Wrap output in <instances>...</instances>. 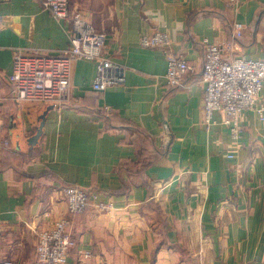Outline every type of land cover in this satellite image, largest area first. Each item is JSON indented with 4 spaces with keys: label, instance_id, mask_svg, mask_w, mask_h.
Instances as JSON below:
<instances>
[{
    "label": "crops",
    "instance_id": "obj_1",
    "mask_svg": "<svg viewBox=\"0 0 264 264\" xmlns=\"http://www.w3.org/2000/svg\"><path fill=\"white\" fill-rule=\"evenodd\" d=\"M70 10L106 33V56L126 81L96 92L99 65L76 62L70 101L48 112L34 147L28 140L49 105L0 104L11 142L0 148V260L34 264L38 234L68 218L75 246L64 264H264V122L246 112L235 143L222 114L205 122L201 82L203 40L228 43L237 22L240 54L264 60V0H70ZM0 16L7 96L16 51L59 52L71 25L40 0H0ZM157 30L193 67L187 88L168 87L165 53L141 46ZM66 186L114 208L70 215Z\"/></svg>",
    "mask_w": 264,
    "mask_h": 264
},
{
    "label": "built area",
    "instance_id": "obj_2",
    "mask_svg": "<svg viewBox=\"0 0 264 264\" xmlns=\"http://www.w3.org/2000/svg\"><path fill=\"white\" fill-rule=\"evenodd\" d=\"M42 8L57 20L69 22V44L59 52L16 51L12 71L8 75L10 90L7 96L0 95V104L10 99L53 105L60 109L70 101L73 66L81 60L99 65V76L93 90L103 92L110 87L124 84L126 69L106 56L107 35L99 32L84 13L70 10V0H40ZM3 20L0 16V30ZM244 25L235 23L231 41L217 45L203 40L204 66L201 82L204 86L203 112L205 122H213L216 113L223 115L235 143L242 137L245 113L252 111L264 122V103L261 95L264 87V60L252 59L240 54V39ZM143 48L161 49L167 58L164 76L170 88H187V75L193 70L182 53L173 50V41L167 31L157 30L144 34L140 39ZM237 54L229 59L230 54ZM11 142L6 135L5 122L0 114V148L8 149ZM234 154H228L233 159ZM63 194L70 215L83 214L89 207L97 212L114 208L104 201L99 193L89 192L79 186H66ZM70 220L59 219L51 230L38 234L37 259L34 264H64L75 246L69 231ZM86 254V258H90ZM0 264H17L12 259H1Z\"/></svg>",
    "mask_w": 264,
    "mask_h": 264
},
{
    "label": "water",
    "instance_id": "obj_3",
    "mask_svg": "<svg viewBox=\"0 0 264 264\" xmlns=\"http://www.w3.org/2000/svg\"><path fill=\"white\" fill-rule=\"evenodd\" d=\"M52 109H54V106L49 105L47 109L43 112V114L40 116V125L37 129V132L32 137H30L28 140L31 147H34L39 143L40 138L42 137L43 132H44V126L47 120L48 112Z\"/></svg>",
    "mask_w": 264,
    "mask_h": 264
},
{
    "label": "trees",
    "instance_id": "obj_4",
    "mask_svg": "<svg viewBox=\"0 0 264 264\" xmlns=\"http://www.w3.org/2000/svg\"><path fill=\"white\" fill-rule=\"evenodd\" d=\"M6 150H8V149H6Z\"/></svg>",
    "mask_w": 264,
    "mask_h": 264
}]
</instances>
